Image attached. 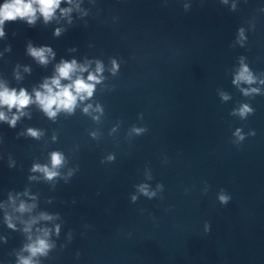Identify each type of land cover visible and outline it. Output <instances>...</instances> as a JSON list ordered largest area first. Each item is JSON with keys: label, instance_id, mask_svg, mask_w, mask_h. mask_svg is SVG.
<instances>
[{"label": "clouds", "instance_id": "1", "mask_svg": "<svg viewBox=\"0 0 264 264\" xmlns=\"http://www.w3.org/2000/svg\"><path fill=\"white\" fill-rule=\"evenodd\" d=\"M68 2L71 3V0H68ZM60 4L61 0H5V3L0 5V37L4 36L3 25L5 21H15L19 18L26 20L29 25H32L36 20V13L39 12L44 17L45 22H47L53 17ZM69 11L70 9L62 10L65 14ZM59 33L60 30L57 29L56 35H59ZM28 51L31 56L36 58L42 64L48 62L49 55H54L51 48L48 47L33 48L30 46ZM116 68L117 65L115 64V61H113V71H115ZM86 70V66H78L75 60H72L71 62L62 61L57 66V75L53 77L50 82L45 81L41 86L43 91H35L34 100L24 89H21L17 93L15 89L10 90L7 87H0V108L6 106L8 111L16 108L17 112L20 115H23V109L31 103H37L49 117H55L60 110L71 112L76 106L78 99L82 101L87 97L92 96L95 83L99 82L98 75L92 73L88 75L87 80L80 76H77L75 80L72 79V74L74 72H84ZM95 71L97 74L101 73L103 71L102 64L97 62ZM61 79L70 80L71 83L61 85ZM253 81L254 78L249 72L248 67L242 65L233 83L239 84L240 82H245L251 84ZM251 91L255 92L257 89H251ZM245 94H247V91H245ZM226 98L227 97H225V99ZM85 111H87V108ZM250 111L251 109L247 105H244L240 109V115L244 116ZM18 119L19 115L14 114L9 119L4 111H0V121H7L10 126L14 127ZM28 133L34 137L39 135V133L33 129H29ZM237 134H239V132ZM51 160L52 166L55 168L62 163V156L60 153H52ZM34 170L44 172L49 179L57 174L53 171H49L47 167H42L40 165H35ZM227 199L228 198L225 196L220 197L221 202H227ZM19 210L23 212L27 209L24 204H21ZM40 218L45 220L51 219V217L43 214ZM9 227H13V225L9 223ZM27 230L28 229L26 228L25 231ZM47 234V230H45L44 235L47 236ZM48 248L49 244L45 239L37 238L33 244L25 247V250L30 253V256L27 258L21 257L19 264H33L31 257H34L37 254H45Z\"/></svg>", "mask_w": 264, "mask_h": 264}]
</instances>
